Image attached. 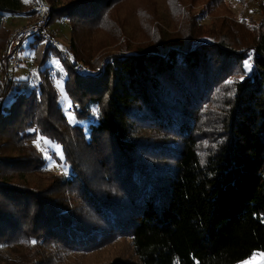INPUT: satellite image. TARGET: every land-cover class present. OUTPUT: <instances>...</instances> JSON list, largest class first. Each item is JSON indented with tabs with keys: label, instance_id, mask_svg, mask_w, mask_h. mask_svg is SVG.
Instances as JSON below:
<instances>
[{
	"label": "trees",
	"instance_id": "1",
	"mask_svg": "<svg viewBox=\"0 0 264 264\" xmlns=\"http://www.w3.org/2000/svg\"><path fill=\"white\" fill-rule=\"evenodd\" d=\"M48 1L83 62L86 33L112 26L122 0ZM24 9L22 0H0V50L5 18ZM235 27V43L149 44L79 76L61 60L87 135L66 123L47 73L31 90L5 82L15 93L2 106L0 90V264H51L53 249L97 253L119 239L135 264H237L264 253V19ZM213 111L207 153L197 127ZM37 136L61 145L67 178L49 176ZM22 241L34 249L12 258L6 250Z\"/></svg>",
	"mask_w": 264,
	"mask_h": 264
},
{
	"label": "rangeland",
	"instance_id": "2",
	"mask_svg": "<svg viewBox=\"0 0 264 264\" xmlns=\"http://www.w3.org/2000/svg\"><path fill=\"white\" fill-rule=\"evenodd\" d=\"M22 1L26 6L27 1ZM263 19L264 0H122L115 8L112 26L105 30L103 28L91 29L86 33L85 38L89 42L88 46L84 48L86 53L83 62H78L69 49L70 26L65 20L51 19L50 31L51 36L58 43L59 51H67L69 56H72L74 63L94 73L100 70L105 60L110 56L121 55L135 48H145L149 44L158 43L160 45L177 41L178 44H181L190 39H192L193 44H196L204 43L208 39L212 41L218 36H227L230 40L232 36H235V40L232 41L235 43L240 37L237 36L238 31L235 24H256ZM28 21L29 18L26 16L6 17L4 20L6 34L2 45L5 44L14 30L24 27ZM118 26L120 32L113 34ZM58 50L51 47L48 49V53L44 55V44L39 46V43L34 42L33 48L24 46L18 54V65L15 69L14 79H12L13 83L17 84V81H23L31 90L39 82L40 72L47 73L49 79L55 83L54 87L66 123L70 126L80 127L84 135H87L86 125L88 123L78 122L65 92L63 81H65L66 73L61 60H64L67 65L69 63ZM1 52L2 50H0V56ZM43 57H46L47 61L40 66L44 60ZM5 73V65L2 64L0 68V90L3 91L6 88L2 93L5 95L1 102L2 106H8L15 93L13 85V89L8 92L11 84H5V81L3 83L1 81L2 75L4 76ZM238 78L239 76L235 77V79ZM93 112L95 111L93 110ZM218 117L216 111H213L211 117L201 121V125L197 127L198 138H206L204 144L199 145V149L203 152L209 153L214 149L216 134L211 133V128L209 130L208 126ZM33 145L45 160V170L48 171V174L50 173L49 176L68 177L69 167L64 163L63 151L59 143L37 136ZM79 150L83 152L81 149ZM73 208L77 212L80 210L82 213H86L78 201L74 202ZM15 245L14 249L6 250L12 254V258H16L20 254L26 256L29 250L34 249L27 248L28 244L23 241L17 242ZM36 250L37 253L41 252L40 249L36 248ZM6 251L3 253L5 254ZM34 258L39 260L38 257ZM55 259L59 264H120L117 263L120 260H124L123 263L126 264L136 263L131 247L128 241L124 239H119L109 249L97 253L74 254L65 251L57 252L53 249V253L48 256V261L53 264ZM246 262L247 264H264V253L257 252L250 259L237 264H246Z\"/></svg>",
	"mask_w": 264,
	"mask_h": 264
},
{
	"label": "built area",
	"instance_id": "3",
	"mask_svg": "<svg viewBox=\"0 0 264 264\" xmlns=\"http://www.w3.org/2000/svg\"><path fill=\"white\" fill-rule=\"evenodd\" d=\"M26 1L24 14L29 18V21L24 27L14 30L10 34L1 52L0 68L2 64H4L6 70L5 75H2V83L3 81L11 82L12 79H14L15 69L18 65V54L26 43L32 42L34 38H40L45 48L53 47L58 50L59 47L58 43L51 36L50 31V22L53 14L52 5L48 0ZM59 52L67 59L66 61L69 63V68L75 75L79 76L81 74H86V71L82 67L73 62L72 56H69L70 54H68L67 51Z\"/></svg>",
	"mask_w": 264,
	"mask_h": 264
},
{
	"label": "snow or ice",
	"instance_id": "4",
	"mask_svg": "<svg viewBox=\"0 0 264 264\" xmlns=\"http://www.w3.org/2000/svg\"><path fill=\"white\" fill-rule=\"evenodd\" d=\"M249 67L248 61H245V70L247 71ZM241 79H243V77H241ZM32 243H35L34 241ZM247 264V262H246Z\"/></svg>",
	"mask_w": 264,
	"mask_h": 264
}]
</instances>
